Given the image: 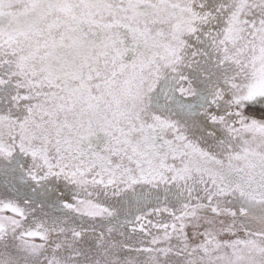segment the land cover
<instances>
[{"label":"snow or ice","instance_id":"snow-or-ice-1","mask_svg":"<svg viewBox=\"0 0 264 264\" xmlns=\"http://www.w3.org/2000/svg\"><path fill=\"white\" fill-rule=\"evenodd\" d=\"M0 264H264V0H0Z\"/></svg>","mask_w":264,"mask_h":264}]
</instances>
